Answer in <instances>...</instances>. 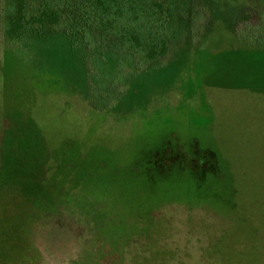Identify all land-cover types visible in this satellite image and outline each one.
<instances>
[{
  "label": "rangeland",
  "instance_id": "374dc122",
  "mask_svg": "<svg viewBox=\"0 0 264 264\" xmlns=\"http://www.w3.org/2000/svg\"><path fill=\"white\" fill-rule=\"evenodd\" d=\"M0 0V264H264V0H158L139 71Z\"/></svg>",
  "mask_w": 264,
  "mask_h": 264
},
{
  "label": "trees",
  "instance_id": "16d2710c",
  "mask_svg": "<svg viewBox=\"0 0 264 264\" xmlns=\"http://www.w3.org/2000/svg\"><path fill=\"white\" fill-rule=\"evenodd\" d=\"M8 25L10 36L26 35L28 18L23 0ZM34 13L38 25L56 26L66 15L84 27L98 45L111 53L127 56L133 66L146 70L165 56L163 6L158 0H39Z\"/></svg>",
  "mask_w": 264,
  "mask_h": 264
}]
</instances>
